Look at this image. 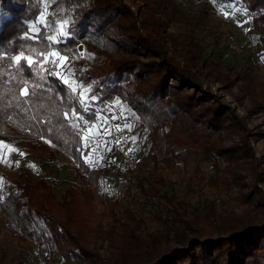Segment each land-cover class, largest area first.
Wrapping results in <instances>:
<instances>
[{
	"label": "trees",
	"instance_id": "obj_1",
	"mask_svg": "<svg viewBox=\"0 0 264 264\" xmlns=\"http://www.w3.org/2000/svg\"><path fill=\"white\" fill-rule=\"evenodd\" d=\"M136 1L0 0V140H19L37 153L52 145L95 183L97 172L83 161L86 150L73 113L79 115L78 120L92 123L99 110L118 99L129 109L140 136L144 130L148 132L154 170L147 186L141 182L137 186L146 201L158 197L168 207L163 217L170 224L166 233L146 231L145 217L127 209L119 213L117 201L108 196L107 213L94 218L92 195L86 186L78 190L69 186L57 198L45 178L33 182L22 168L17 169V178L11 185L5 181L0 187V214L13 239L31 240L65 261L264 264V194L259 181L254 180L255 184L248 187L237 163L239 157L248 159L250 152L237 145L222 147L214 137L224 128V121H229L227 125L232 129L242 128V124L232 109L221 104L203 85L206 62L201 60V66H196L201 58L199 44L191 37L172 36L166 31L169 19L174 18L175 5L167 0H140L142 6L136 8V19L131 9ZM220 1H239L252 13L264 10V0ZM44 8L50 25L69 21L64 27L70 30L71 38L66 44L55 45L56 49L68 47L75 52L79 44L94 49L92 55L69 59H77L82 69L76 79L91 86L99 99L84 105L67 84L49 76L38 62L29 69L13 61L20 51L39 61L43 58L39 53L49 50L44 36L54 35L53 28L37 24ZM254 26L264 45V23L254 21ZM33 27L41 33L39 40L28 35ZM113 53L117 58L112 57ZM216 68L211 65L208 71L216 74V81L227 90L232 81L226 72L220 74ZM24 81L28 95L22 94ZM250 94L254 106L264 110V84ZM245 137L242 139L246 143ZM173 147L178 150L174 152ZM191 153L200 154L201 160L209 162L217 172L210 180L213 185L235 191L236 204L246 207L243 215L230 213L225 221L223 213L218 214L214 207H194L163 191L165 180L157 171L158 165L171 168L177 160L185 163ZM250 158L256 179L262 169L255 156ZM138 210L143 212L142 207ZM104 217L108 221L102 224ZM170 234L181 241L179 249L161 248V239ZM12 264L21 262L14 257Z\"/></svg>",
	"mask_w": 264,
	"mask_h": 264
},
{
	"label": "rangeland",
	"instance_id": "obj_2",
	"mask_svg": "<svg viewBox=\"0 0 264 264\" xmlns=\"http://www.w3.org/2000/svg\"><path fill=\"white\" fill-rule=\"evenodd\" d=\"M167 1L175 5V15L173 19L168 20L166 31L172 36H182L185 39L191 37L199 44L201 58L196 61L198 62L196 66H201V60L206 62L203 65L206 66L202 75L203 85L218 97L221 104L232 109L237 120L242 124V128L232 129L227 125L229 121H224V128L214 135L215 139L222 147L237 145L242 146L248 154L250 152L248 159L239 157L237 161L241 168L240 174L244 176L243 181L249 188L259 181L258 187L264 194V110L254 106L255 101L250 94V91L258 92L260 84H264V45L259 42V32L254 26V21L258 24L264 23L261 20L264 10L249 12L239 1L231 3H222L220 0ZM138 5L142 6L140 0L131 4L136 19ZM216 12L222 14L224 17L222 21L216 19ZM42 13L45 16L46 8ZM39 18L40 15L38 20ZM229 18H234L239 23L243 28L242 32H238L229 24ZM37 31V27L30 28L28 35L33 37ZM230 38L243 43V51H232L228 45ZM77 48L88 56L94 52V49L91 47L87 49L83 44H79ZM117 56L116 53L112 54L113 58ZM175 57L181 62L177 54ZM60 63L62 82L67 81L65 84L70 89H75V92H72L78 98L87 99L88 87L84 85L81 88L80 82L76 79L82 69L78 67L77 59L71 58ZM211 65L217 67L216 72L220 74L226 72L224 74L230 77L232 84L227 90L216 81L215 78L218 76L208 71ZM38 66L42 70L49 67L48 64L41 65L39 62ZM236 75L240 76L239 79H234ZM121 112L124 119L95 120L87 123L74 118L82 147L86 150L82 156L83 161L90 169L97 172L95 183L71 158L52 145L43 152L37 153L27 149L19 140L12 142L0 140V187L5 181L11 185L17 178V169L22 168L33 182L39 177L45 178L57 198L62 196L69 186L77 190L81 186H86L92 195L94 218H97L99 213H107L109 204L105 198L108 196L111 200L117 201L116 210L119 213L127 209L133 215L145 217L146 231L166 233L170 224L164 222L163 217L168 207L158 197L146 201L140 195L137 186L138 182L147 186L154 170L149 157L150 139L147 130H144L140 136L139 126L129 109L118 99L97 113L105 117L113 114L119 117ZM125 123L132 125L131 132L123 128ZM116 125H120L123 130L117 131ZM106 130H110L111 135ZM243 135L246 136V143L242 139ZM132 136L136 137L135 143L130 139ZM125 137L129 139L120 144L115 143L116 140H123ZM177 150L173 147L174 152ZM156 154L159 157V154ZM250 156L256 157L262 169V174L256 179L255 167ZM218 165L220 168L223 165L220 160ZM157 171L165 180L163 191L168 196H175L194 207L203 209L214 207L218 214L223 213L221 215L225 221L230 213L241 216L245 212L246 207L237 205L234 201L235 191H227L221 185L216 186L210 182L217 172L209 162L201 160L200 154L191 153L185 163L177 160L171 168L159 164ZM140 207L143 208V212L138 210ZM106 221L108 218L104 217L102 224ZM160 246L179 249L181 241L174 239L170 234L161 239ZM53 252L49 253L31 240L21 242L13 239L0 214V264H12L14 257H17L21 264H85L76 260L65 261Z\"/></svg>",
	"mask_w": 264,
	"mask_h": 264
},
{
	"label": "snow or ice",
	"instance_id": "obj_3",
	"mask_svg": "<svg viewBox=\"0 0 264 264\" xmlns=\"http://www.w3.org/2000/svg\"><path fill=\"white\" fill-rule=\"evenodd\" d=\"M38 24L42 25L43 28L48 29V28H53L54 35H47L44 36V39L47 41L48 44V51L46 52H40L39 56H42L44 59L43 61H34L32 58V55L26 54V51H20L19 54L15 55L13 57V61L17 64L18 67H27L31 69L34 65V63L39 62L41 65L43 64H48L49 67L44 68V71L47 72L49 76H56L59 77L63 80V77L61 75V72L59 69L61 68V63L67 59H69L70 56H75V57H82L84 54L82 51H73L72 49L65 47L63 49H56L55 45L58 44H66V41L71 38L70 36V30L64 27L65 25L69 24L68 20L64 21H58L55 26L50 25L47 20L45 19L44 13H41L39 20L37 21ZM41 36L40 32H35V35L32 37L33 39L39 40ZM26 61V63H24ZM59 61V62H58ZM64 83H67V81H63ZM80 87H84V81H80ZM71 91L75 92V89H71ZM86 91L90 94L87 99H80L78 98L80 103L87 104L89 100L95 101L99 99V97L96 95L95 92L92 91L91 86H89ZM22 94L28 95V87H27V81L23 82V87H22ZM67 116V114H65ZM73 115H77V119H79V115L76 114L75 112ZM124 119V115L121 112L119 117H117L115 114L105 117L102 116L100 113H96L94 116V120H102V121H108V120H114V119ZM124 129H127L129 132L132 130V125L125 123L123 126ZM117 131H122L123 129L121 128L120 125H116ZM108 131V134L111 135L110 130ZM129 139L128 137H125L123 140H116L115 143L120 144L124 142V140ZM131 141L133 143L136 142V137L132 136L130 137ZM86 146V143L85 145ZM111 150V149H109ZM129 151H132V149H129ZM114 162V161H112ZM19 162H17L18 164Z\"/></svg>",
	"mask_w": 264,
	"mask_h": 264
},
{
	"label": "built area",
	"instance_id": "obj_4",
	"mask_svg": "<svg viewBox=\"0 0 264 264\" xmlns=\"http://www.w3.org/2000/svg\"><path fill=\"white\" fill-rule=\"evenodd\" d=\"M215 17L217 20H221V21L224 19L222 14L219 12L215 13ZM228 21H229V24H231L238 32H242L243 28L240 27L239 23L234 18H229ZM228 45H229V48L235 52H241L244 49V44L233 38L232 39L230 38L228 40Z\"/></svg>",
	"mask_w": 264,
	"mask_h": 264
}]
</instances>
